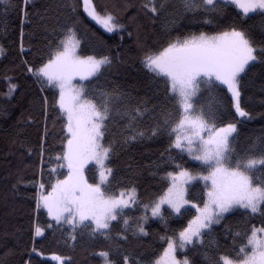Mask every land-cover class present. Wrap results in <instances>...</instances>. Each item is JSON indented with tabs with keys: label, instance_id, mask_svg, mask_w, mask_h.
Listing matches in <instances>:
<instances>
[{
	"label": "snow or ice",
	"instance_id": "snow-or-ice-1",
	"mask_svg": "<svg viewBox=\"0 0 264 264\" xmlns=\"http://www.w3.org/2000/svg\"><path fill=\"white\" fill-rule=\"evenodd\" d=\"M180 3L185 12L201 13L200 19L193 22L204 25L217 23L218 17L227 18L225 13L230 6L239 10L237 17L251 19L252 14L264 17V0H180ZM171 4L172 0H142L140 8L155 21ZM0 5L19 9L20 51L24 54L23 26L32 23L30 8L35 6V0H19L18 3L0 0ZM78 5L106 32L120 34L121 41L125 32L132 36L115 14L97 10L93 0H65L58 7L76 14ZM35 15L47 32V9L44 14ZM169 15L171 19L166 22V27L177 22L175 14ZM68 19L70 22L58 24L53 29L58 39L55 43L48 42L46 56L34 65L23 61L27 72L40 85L41 92L55 89L51 104L47 96L40 97L43 122L36 152L38 160L32 164L34 179L26 182V186L32 185L36 189L32 197L34 211L43 212L49 218L46 227L53 228L54 222L66 234L65 244L69 241L75 244L85 237L117 241L114 246L94 253L101 258L102 264H195L187 255L178 259L177 250L202 246L205 235L213 225L220 224L226 214L244 209L249 214L264 216V138H257L244 153L238 154L232 141L238 131L237 124L242 120L226 119L229 115L252 118L242 105V81L257 65L264 78V40L257 42L249 30L235 23L222 29L217 27L176 36H172V30L168 28L167 40L154 50L144 49L137 38V47L143 50L141 64L152 74L150 84L162 80L165 96L175 107V115L162 110L155 117V123L143 129L138 126V121L150 111L155 112V105L150 109L144 99L133 103L132 98L126 97L118 88L101 91L97 102L95 97L88 96L83 84L74 83L77 78L86 81L96 76L104 66L111 65L112 59L81 55L76 21L71 16ZM3 52L0 47V55ZM6 79L10 97L18 85L11 82V77ZM204 93L209 95L207 103L200 100ZM123 99H127V104L120 114L127 117L126 130L131 133L123 138V143L167 134L168 161L177 169L166 172L165 176L170 180L166 191L146 203L140 201L135 185L111 190L114 169L110 165L115 149L105 138L113 105ZM224 99L228 101L227 105H224ZM50 107L61 124V148L54 156H46ZM30 122L41 124L35 119ZM172 150H176L181 159L187 154L192 161L199 162L202 170L193 171L177 163ZM27 154L31 156L33 149L28 148ZM89 164L96 170L92 182L85 175ZM197 180L204 182L202 206L186 198L185 186ZM188 204L196 214L178 232L160 237L166 247L154 259L137 258L119 243L128 241L129 231L136 237L147 236L146 225L150 219L166 223L165 205L172 213L181 214V209ZM134 205L142 208V214L132 218L125 210ZM119 224L122 227L113 236V229ZM45 230L39 224L34 225V237L43 236ZM239 237L240 233L233 234L230 249L213 255L205 252L203 255L208 264H264V220H261V226L253 225L245 232L242 242L236 246ZM31 251L43 256L36 247ZM51 260L56 264L71 262L70 257L55 253ZM25 264H31V260Z\"/></svg>",
	"mask_w": 264,
	"mask_h": 264
},
{
	"label": "trees",
	"instance_id": "trees-1",
	"mask_svg": "<svg viewBox=\"0 0 264 264\" xmlns=\"http://www.w3.org/2000/svg\"><path fill=\"white\" fill-rule=\"evenodd\" d=\"M18 2L19 0H13V3ZM64 2L65 0H35V6L30 8L33 13L32 23L23 26L24 54L20 51L19 9L0 5V47L4 49L0 55V264H25L29 260L31 264H56L51 260L54 253L70 257V264H101V258L94 253L105 250L110 245L114 246L117 242L105 241L103 238L89 240L85 237L75 244L71 241L65 244L66 234L54 222L53 228L48 229L47 215L34 211L35 201L32 197L36 189L32 185L26 186L27 181L34 179L32 164L38 160L36 152L43 122L40 97L47 96L51 104L55 89L49 88L41 92L40 85L27 72L23 61L27 60L29 64L34 65L46 56L48 42L55 43L58 39L57 33L53 31L58 24L70 22L68 18L71 16L76 21L75 26L81 40L80 54L109 56L112 59L111 65L104 66L100 73L84 82V88L90 98L95 97L99 102L101 91L118 88L126 97L132 98L133 103L144 99L150 109L156 106L155 112L150 111L138 121V126L143 129L150 128L162 110L175 115V107L165 96L162 80H157L155 85L150 84L152 74L141 64L143 50L137 47V38L144 49L154 50L167 40L168 28H171L172 36H176L211 31L217 27L222 29L235 23L249 30L257 42L264 40V17L259 14H252L251 19L237 17L239 10L231 6L225 13L227 18L218 17L217 23L204 25L193 22L194 19H200L201 13L185 12L180 0H172L169 9L155 21L150 20L140 8L142 0H93L97 10L112 12L125 25L127 31L132 33L131 37L127 32L123 33L124 40L121 41L120 34L106 32L83 12L82 6L78 5L76 14L66 8H59ZM46 9L47 32L35 15L44 14ZM169 13L176 15L177 22L174 26L166 27V22L171 19ZM6 77H11V82L18 85L10 97L9 81ZM219 95L223 99V94ZM200 100L209 102V95L204 93ZM223 103L227 105L228 101L224 99ZM126 104L127 99H123L113 105L105 138L106 142L113 143L115 149L110 165L114 169L111 190L135 185L140 201L146 203L166 191L170 180L165 174L177 169L174 163L168 161L167 134L123 143V138L131 134L126 130L127 117L120 114ZM242 105L251 113V119L231 115L226 117L227 120H242L237 124L238 131L232 141V147L238 154L244 153L257 138H264V78L260 75L259 65L242 81ZM30 119L39 120L41 124L30 122ZM48 128L50 135L47 139L46 156H54L61 148V124L57 113L51 107ZM28 148L33 149L31 156L27 154ZM171 154L176 157L177 163L193 171L202 170L199 162L192 161L187 154H183L182 159L176 150H172ZM95 171L92 164L87 166L86 175L90 182L95 178ZM13 185L16 187L13 188ZM203 193L204 182L194 181L188 186L187 199L202 206ZM164 208L166 223L159 219H150L146 225L148 235L143 237L133 236L129 231L128 241H119L123 248L145 261L154 259L166 247L160 237L178 232L196 214L191 204L182 208L181 214L172 213L167 206ZM125 213L135 218L142 214V208L134 205L126 209ZM261 220H264V216L260 213L253 215L244 209L228 213L220 224L212 226L211 231L205 235L202 246H188L185 250H179L178 256L183 259L187 255L195 264H208L203 255L205 252L213 255L217 251L230 249L233 246V234L237 232L240 233V237L235 241L238 246L245 232L253 225L261 226ZM36 224L46 229L41 237H34L33 228ZM121 227L122 224L115 226L113 236ZM33 247L42 252L43 256L32 253Z\"/></svg>",
	"mask_w": 264,
	"mask_h": 264
},
{
	"label": "rangeland",
	"instance_id": "rangeland-1",
	"mask_svg": "<svg viewBox=\"0 0 264 264\" xmlns=\"http://www.w3.org/2000/svg\"><path fill=\"white\" fill-rule=\"evenodd\" d=\"M90 78H92V77H90ZM90 78H89V79H90ZM84 82H85V81H80L79 78H77V79L74 81V83H77V84H84ZM85 175H86V172H85ZM86 176H87V175H86ZM192 182H194V181H192ZM192 182H190L189 184H191ZM189 184H187V185L185 186L186 189H188ZM186 198H187V191H186ZM165 206H166V205H165ZM185 206H186V205H185ZM185 206H184V207H185ZM132 207H133V206H132ZM178 251H179V249L177 250V253H176L177 258H178V259H181V258H179V256H178ZM101 264H102V261H101Z\"/></svg>",
	"mask_w": 264,
	"mask_h": 264
}]
</instances>
